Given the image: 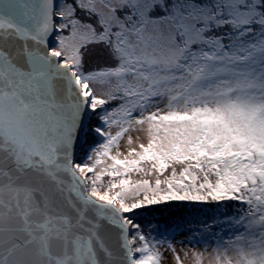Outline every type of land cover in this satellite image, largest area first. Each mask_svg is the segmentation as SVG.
<instances>
[{"label": "snow or ice", "instance_id": "obj_1", "mask_svg": "<svg viewBox=\"0 0 264 264\" xmlns=\"http://www.w3.org/2000/svg\"><path fill=\"white\" fill-rule=\"evenodd\" d=\"M0 264H264V0H0Z\"/></svg>", "mask_w": 264, "mask_h": 264}]
</instances>
